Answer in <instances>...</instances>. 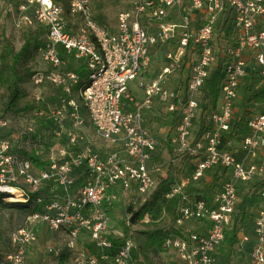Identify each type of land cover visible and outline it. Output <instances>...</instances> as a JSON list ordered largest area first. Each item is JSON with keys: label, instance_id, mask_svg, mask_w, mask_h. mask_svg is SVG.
I'll use <instances>...</instances> for the list:
<instances>
[{"label": "built area", "instance_id": "obj_1", "mask_svg": "<svg viewBox=\"0 0 264 264\" xmlns=\"http://www.w3.org/2000/svg\"><path fill=\"white\" fill-rule=\"evenodd\" d=\"M15 9V26L36 24L46 30L38 50L46 67L30 75L36 106L23 115L21 133L32 134L36 122L44 121L51 125L53 141L48 155H37L46 163L38 167L0 137V199L15 197L17 189L23 202L33 195L40 208L9 231V250L0 264H25L38 241V226L61 232L75 264L134 263V240L125 231L132 227V212L123 218V229L112 230L107 207L118 195L144 201L156 187L149 163L159 141L145 115L155 106L177 117V154L197 157L187 179L173 183L165 195L179 196L178 233L163 244L176 251L181 264H216L239 199L238 183L264 179V109L252 110L246 132L235 135L233 129L235 100L250 70L264 85V0H132L118 12L114 26L95 19L90 0H68L67 13L54 0H19ZM221 23L232 30L223 41L217 36ZM153 48H161L162 64L153 78L138 79L150 65ZM218 55L226 57L218 99L201 112V88ZM175 74H180L176 83ZM134 79L139 97L128 86ZM46 83L57 89V101L37 106ZM201 117L206 128L196 138ZM8 124L9 118L0 116V130ZM218 167L227 177L216 191L201 198L182 192L181 186L201 181ZM113 236L123 241L110 255ZM245 244L248 264H264V208L240 234L238 245ZM49 250L61 255L56 246Z\"/></svg>", "mask_w": 264, "mask_h": 264}, {"label": "rangeland", "instance_id": "obj_2", "mask_svg": "<svg viewBox=\"0 0 264 264\" xmlns=\"http://www.w3.org/2000/svg\"><path fill=\"white\" fill-rule=\"evenodd\" d=\"M19 0H1L0 8V50L2 49V40L7 38L10 40L14 50H18L22 45L25 38L45 40L46 32L38 28L35 24L31 29L28 27L15 26L14 19L16 18V4ZM95 19L102 24L114 26L116 24V17L118 12L131 6L132 0H90ZM71 66V62L69 63ZM162 64V51L161 48H153L150 55V65L147 70L142 73L138 79H151L155 76L159 67ZM26 66L30 68L31 73L36 70L44 69L46 64L38 57V54H32L27 60ZM180 74L172 76V80L176 83ZM30 78V76H29ZM169 83L168 86H170ZM129 88L135 97H139L140 91L137 89V79L131 80L128 83ZM26 90V96L16 105V110L13 113L3 111V104L6 100V91L0 87V116L5 114V117L9 118V124L0 130V137L10 139L17 150L20 152L30 150L34 155L44 157L48 155L47 146L53 139L50 136L51 125L47 122L37 121L34 127V132L25 138L21 131L24 130V114L28 110L24 107H31L29 103L32 102L31 84L29 79L23 84ZM246 92L242 88L238 90V96L235 100V104L238 111L234 112L237 117L241 113V109L245 106L243 102L246 100ZM43 102L37 106L45 107L54 104L57 101V89L51 84H45L42 89ZM248 104V105H247ZM246 103L250 108H254L255 111H262L264 104L255 105L253 103ZM35 107L36 104L33 103ZM29 109V108H28ZM32 109V108H31ZM158 107H154L151 111L145 113L147 118V124L158 139V147L153 154L149 166L151 168V175L156 182V185L161 179L169 177L174 181V184L181 185L183 181L187 179L191 170L193 169L194 162L192 159H184L183 154H177V143L175 140V128L171 126V123L160 117ZM157 115V116H154ZM154 116V117H153ZM236 140V139H235ZM239 139H237L238 141ZM234 142V140H233ZM40 144V145H39ZM234 144V143H233ZM40 147H39V146ZM46 145V146H44ZM236 145V144H234ZM28 150V151H29ZM211 173H207L205 178L201 179L199 184L206 185ZM188 184L181 186V190L187 193L186 187ZM239 199L245 195L247 188L246 185L238 183ZM151 194V193H150ZM150 194L145 196V200L141 202H133L127 198H123L118 195L117 201L108 205L107 211L110 218L109 226L112 230L123 229V218L130 212H136L142 209V205L149 200ZM207 195L206 193H204ZM11 197V196H10ZM4 201H0V257L3 253L9 250L8 234L9 231L18 225L25 222L30 213V208L22 206L20 204H6ZM12 201V200H10ZM18 201V200H17ZM21 201V200H19ZM166 206V207H164ZM169 204L163 201L161 209H156L152 213L144 214V224L140 222L131 223L132 227L128 228V233L132 236L135 245L136 260L133 264H181L178 260L176 251L172 248H167L163 243L157 245L147 238L146 231H154L156 229L170 230V234L178 233V228L175 224L177 217L176 205ZM260 208H264V199L260 203ZM144 208V207H143ZM188 224V223H187ZM190 225V224H189ZM245 230V229H244ZM245 233V232H244ZM56 246L61 251L60 256H55L50 250V247ZM239 254L248 255V245L236 246ZM73 252L68 251L63 247L61 232L50 233L46 229H43L38 234V241L35 245L31 246L27 252L25 264H75Z\"/></svg>", "mask_w": 264, "mask_h": 264}, {"label": "trees", "instance_id": "obj_3", "mask_svg": "<svg viewBox=\"0 0 264 264\" xmlns=\"http://www.w3.org/2000/svg\"><path fill=\"white\" fill-rule=\"evenodd\" d=\"M54 1L61 4L65 12L67 13L68 0ZM37 26L40 30L43 31V33L46 32L43 25ZM28 28L31 29L32 27ZM217 33L218 39L223 41V38H229L228 36L232 33V30L229 25L221 23L218 26ZM223 33L224 36H222ZM2 42V49L0 50V87L4 88L6 91V100L3 104V111L4 113H13L14 111H18L16 110V105L26 96V90L24 89L23 84L29 79V76L32 74L30 68L26 66V62L33 53L38 54V50L44 45V41L25 38L20 48L16 51L14 50L9 39L3 38ZM225 58V55H218L215 66L210 70L209 76L203 83L200 94L201 112L213 108L217 102L221 81L224 76L223 63L226 60ZM241 88L244 92H246L247 95L246 100L243 102L245 106L240 110L241 113L239 116H237L236 122L233 126V129L237 130L235 135L242 134L247 130V118L254 108H250L249 106H247L248 104L246 105V103H249V105H251L250 103H253L255 105L264 103V85H261V80L256 70H250L245 81H243V83L241 84ZM29 104L32 106L24 107L23 109L27 108L26 110L29 111L34 107L33 103ZM158 108L159 109L155 110L161 113L159 116L167 119L171 123V126L175 127V124L177 122L176 115L167 113L160 107ZM2 116H5V114H3ZM199 120V128L196 131V138L203 132L204 128H206V123L203 121L202 117ZM27 137L28 136L25 135L26 139ZM29 138L31 139V137H28V139ZM25 154L29 156L38 167H43L46 164L45 161H41L40 158L37 155H34L33 152L25 151ZM183 155L184 159H192L195 164V159H197L196 155H188L187 153H183ZM225 177H227L226 170L222 167H218L212 172L206 185L203 186L202 184H199L200 181L192 182L188 184V186L186 187V191L189 195H192L196 198H201L204 195L203 193L209 194L213 191H216L219 187L221 179ZM173 183L174 181L169 177L161 179L160 182L156 185L155 189L151 192L149 200H147L142 205L144 208L142 207L141 210L132 212L131 222H140L144 224V214L152 213L156 209L163 210L161 207L163 201H165L166 203L168 202L169 204H173L172 207L176 205L177 208L179 204V196L176 195L171 198H167L165 196L166 193L170 190ZM246 188L247 191L245 195L238 199V202L236 203L234 212L231 217V222L227 225L225 231V239L217 249L216 264H248V255L239 254L236 246H238L240 234L244 232L246 233L250 230L253 223L255 211L260 208L259 205L264 199L261 195V190L264 189V179L251 184H247ZM237 195H239L238 190ZM4 202L10 205H27V207L30 208V212L33 210H40L39 207H36V205H34L33 195H31L30 198L25 202L15 200ZM127 230L128 228L125 230L126 233L128 232ZM145 234L147 238L151 239L152 242L160 245L170 234V230H166L164 232L163 230L156 229L151 232L146 231ZM110 239L111 248L108 253L110 255H113L122 244L123 238L113 236ZM7 252L8 250L3 253V255L0 257V260L4 258ZM135 257L136 254L134 252L133 262H135L136 260ZM102 264L110 263L102 262Z\"/></svg>", "mask_w": 264, "mask_h": 264}, {"label": "bare ground", "instance_id": "obj_4", "mask_svg": "<svg viewBox=\"0 0 264 264\" xmlns=\"http://www.w3.org/2000/svg\"><path fill=\"white\" fill-rule=\"evenodd\" d=\"M13 192L15 193V197L10 198V199H8L7 201H9V200H15V201L18 200V201H19V200H21V197H20V191L17 190V189H14ZM21 201H22V200H21Z\"/></svg>", "mask_w": 264, "mask_h": 264}, {"label": "crops", "instance_id": "obj_5", "mask_svg": "<svg viewBox=\"0 0 264 264\" xmlns=\"http://www.w3.org/2000/svg\"><path fill=\"white\" fill-rule=\"evenodd\" d=\"M133 93H135V92H133ZM140 95H141V93H140ZM140 95H139V96H140ZM262 104H263V103H262ZM234 111H238V110H237V107H236V104H235ZM235 139H236V138H235ZM235 139H233V140H234L233 143H234V144H237L239 140L237 141V139H236V140H235ZM42 228L45 229V228L42 227V226H38V227H37L38 234L40 233V231L42 230ZM8 244H9V242H8ZM1 260H2V259H1ZM1 260H0V261H1Z\"/></svg>", "mask_w": 264, "mask_h": 264}]
</instances>
